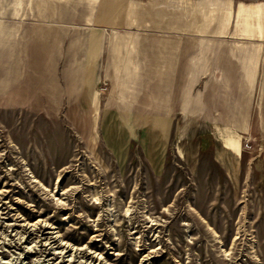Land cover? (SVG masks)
Listing matches in <instances>:
<instances>
[{
  "label": "rangeland",
  "instance_id": "1",
  "mask_svg": "<svg viewBox=\"0 0 264 264\" xmlns=\"http://www.w3.org/2000/svg\"><path fill=\"white\" fill-rule=\"evenodd\" d=\"M24 6L25 32L0 54V264H264V61L234 158L212 119L243 76L227 48L198 81L201 105L176 113L190 15L144 17L133 110L148 109L123 122L110 51L90 56L81 16ZM180 37L186 50L171 49ZM166 111L167 132L149 117Z\"/></svg>",
  "mask_w": 264,
  "mask_h": 264
},
{
  "label": "crops",
  "instance_id": "2",
  "mask_svg": "<svg viewBox=\"0 0 264 264\" xmlns=\"http://www.w3.org/2000/svg\"><path fill=\"white\" fill-rule=\"evenodd\" d=\"M32 2H37L39 8L43 5L47 7L55 5L57 10H60V6L64 5L66 8L70 5L73 9V20H79L81 16L84 22L71 23V26L88 29L84 35V41L89 45L90 56L96 58L104 49L110 51L111 62L117 74L118 117L123 122L137 121L146 117L147 114L148 105L141 107L143 112L133 110L139 92L143 88L138 52L145 43V38L140 31L144 26V17L153 15L160 19L168 10L176 11L178 16L190 15L192 18L189 22V30L195 33L190 37V53L187 57L185 77L180 87L179 106L176 113L184 118L201 105L203 90H196L198 81L201 75L206 73L209 59L221 55V51L227 48L229 54L240 61L243 76L238 94L224 103L217 102L219 112L212 119L221 122L217 125V134L227 151L234 158L241 155L242 133L248 131L251 99L264 61V0L251 2L243 0H12L11 3L0 0L1 55L10 57L14 47L21 40L25 32L22 26L23 19L27 15L24 5H30ZM123 14L127 18L125 24L129 30H114L118 24V18ZM7 15L12 17L8 18ZM58 21V18L51 20L52 23H58ZM100 22L105 24L96 27ZM109 27L113 30L108 31ZM228 35L229 38H225ZM180 38L178 41L171 42V49L186 50L187 43L183 37ZM163 47L168 46L164 43ZM66 74L70 76L68 71ZM93 81V78L89 80L90 83ZM88 95L86 100L89 99L98 109L100 103L98 91L89 87ZM149 117L155 123H163L165 131H169L171 119L168 117V111L164 114L149 115ZM148 121L149 118L145 120V122ZM262 131L264 134V116Z\"/></svg>",
  "mask_w": 264,
  "mask_h": 264
},
{
  "label": "trees",
  "instance_id": "3",
  "mask_svg": "<svg viewBox=\"0 0 264 264\" xmlns=\"http://www.w3.org/2000/svg\"><path fill=\"white\" fill-rule=\"evenodd\" d=\"M243 1L251 2V1H256V0H243Z\"/></svg>",
  "mask_w": 264,
  "mask_h": 264
}]
</instances>
